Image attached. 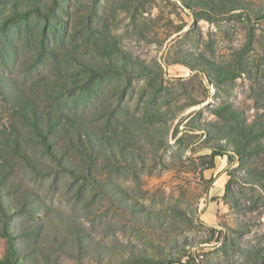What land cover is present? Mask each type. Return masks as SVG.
Listing matches in <instances>:
<instances>
[{
  "label": "rangeland",
  "instance_id": "1",
  "mask_svg": "<svg viewBox=\"0 0 264 264\" xmlns=\"http://www.w3.org/2000/svg\"><path fill=\"white\" fill-rule=\"evenodd\" d=\"M0 13V264H264V0ZM106 43L120 71L47 58L106 65ZM23 100L83 115L98 148L43 139Z\"/></svg>",
  "mask_w": 264,
  "mask_h": 264
},
{
  "label": "trees",
  "instance_id": "2",
  "mask_svg": "<svg viewBox=\"0 0 264 264\" xmlns=\"http://www.w3.org/2000/svg\"><path fill=\"white\" fill-rule=\"evenodd\" d=\"M33 5H26L27 8L32 7ZM11 12L16 11V6H12L10 8ZM18 14V13H17ZM15 12V15H17ZM6 16L4 13H0V17ZM13 17H10L11 20H15ZM2 24H0V35L5 36L6 35V28L7 23L9 22V19L7 17H4L2 20ZM107 48V49H106ZM114 46L113 44L106 43L105 47V56L108 59V63L105 65H100L99 63L94 61L93 57H86L83 55H80L75 50L69 48L65 51L59 52L58 49L55 47L49 48L47 58H53L55 60L56 58H62L67 63L72 62V60L78 61V62H84L85 65L88 67V70L90 73H99L101 70L103 73H107V70H110L109 72H114L113 70L120 71V69H116V61L114 59ZM114 59V60H113ZM92 82L86 84V88L90 86ZM29 99V98H28ZM31 103V99H29ZM28 100H23V105L20 104L22 107V110H28L32 113H30V116L33 118V125L37 128V132L43 136V139H45L47 136H51L52 133L57 132L58 138H66L69 142L66 144V148L69 146H75L77 144L84 145L85 143L88 144L90 152L95 151L96 148H98L99 143L96 142L97 136L93 133H89L85 130L86 123L83 120V115L79 114H71L68 115L66 113L58 112V111H45V110H39L41 106L39 103L35 102L34 105L31 106L28 105ZM34 106V107H33ZM43 124L46 126V130H43ZM57 128V129H55ZM49 138V137H47ZM50 139V138H49ZM56 142V143H55ZM55 142H51L48 146V150L51 151L55 156L58 157V153L62 152V147L57 146V140ZM221 154L219 151H213L212 157L215 155ZM213 167V161L210 162L208 165V168ZM14 257V255H13ZM15 258V257H14ZM126 264H152L154 263V260L148 259L144 256H132L128 258V260L125 262Z\"/></svg>",
  "mask_w": 264,
  "mask_h": 264
}]
</instances>
